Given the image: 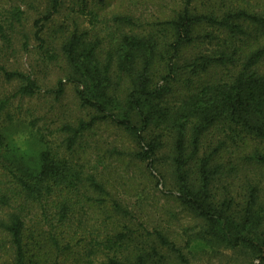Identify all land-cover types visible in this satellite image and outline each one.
Returning a JSON list of instances; mask_svg holds the SVG:
<instances>
[{
  "label": "trees",
  "instance_id": "trees-1",
  "mask_svg": "<svg viewBox=\"0 0 264 264\" xmlns=\"http://www.w3.org/2000/svg\"><path fill=\"white\" fill-rule=\"evenodd\" d=\"M172 2L145 16L131 1L105 10L107 0H45L34 45L24 12L0 9V83L15 84L0 90V264H188L167 231L143 227L142 210L128 208L133 187L168 179L159 190L196 221L188 247L240 249L247 264H264V188L239 179V201L226 163L234 147L264 167L261 148L249 149L264 143V0ZM33 52L42 66L62 64L52 87L42 89L33 66L10 63ZM68 85L87 118L51 129L25 119L23 99L57 100ZM16 121L30 146L6 141ZM104 124L124 143L91 139Z\"/></svg>",
  "mask_w": 264,
  "mask_h": 264
},
{
  "label": "rangeland",
  "instance_id": "rangeland-1",
  "mask_svg": "<svg viewBox=\"0 0 264 264\" xmlns=\"http://www.w3.org/2000/svg\"><path fill=\"white\" fill-rule=\"evenodd\" d=\"M129 1L132 3V10L135 11V14L140 12L145 16H151L152 14L160 13H169L170 7L173 6L172 0H107L108 5L105 7V10H122L128 6ZM2 6H0L1 13L5 14L4 10H7L11 7L18 6L23 12L22 23L24 24L25 34L29 38L30 45H34V40L32 38L33 28L32 20L37 16L38 11L41 12L45 8V0H2ZM135 6V7H134ZM36 12V15H35ZM67 7H64V11L61 15L58 16L59 22L63 23V19L67 21ZM58 24H55V29L58 28ZM88 23L85 21L84 25ZM16 39V38H15ZM53 39H49L51 42ZM22 41V40H21ZM19 61H11L10 63L19 68L32 67L35 76L37 77L39 84L42 85V89H47L53 86L54 76L62 72V64H55L42 66L36 61V55L34 52L30 54H19L17 55ZM15 60V58H14ZM31 62V63H30ZM15 85V84H14ZM13 85V86H14ZM13 86L9 83H0V90L11 91ZM23 111H25V119L30 120L32 118L38 119V124L42 129H51L52 125L60 124L61 122H75L78 118H87L90 111L82 108L73 93V88L71 85L66 87L65 93L57 100L53 99L50 94L40 92L29 99H23L22 101ZM46 113V114H45ZM29 114H32L31 117H28ZM26 121V120H25ZM12 124V125H11ZM7 125V130L5 133L6 141L10 145L27 147L31 141L30 130L26 126V122H13ZM118 129H115L109 125H99L90 134L91 139H95L102 135L104 139L103 143H113V145L120 144L119 142L123 141L124 138L119 133ZM100 138V137H99ZM103 147H106L103 145ZM27 145V146H26ZM257 145L264 152V143H251L249 149ZM119 147V146H118ZM233 154L230 153L227 155V167H232L237 170V180L235 182V192L237 194V199L239 201L243 200L244 191L242 188L245 187L244 183L241 184L239 179H248L250 183H256L259 187L264 188V167L256 166L247 158H242L239 156L237 148L230 147L228 149ZM245 167L242 169V167ZM134 171V165L130 164L128 171ZM137 172V171H136ZM135 172V173H136ZM124 178L127 179L125 173ZM139 179V178H138ZM165 188L162 186L155 187L153 184L148 186L149 188L141 189V187H133L131 194L128 195V208L131 212L134 211V208L131 206V203L139 207L143 216H139L140 223L143 224V227L151 229L155 227L167 231L172 236V239L176 242V246L181 250L183 255H185L188 260V264H247L251 260V256L243 250L240 249H229L213 245H207L199 241H193L190 247L186 245L187 238L193 237V233L188 232L192 226H195L196 221L193 219L192 215L184 212L182 208L177 205L173 200V197L167 196L165 192L168 189H171V182L168 179ZM129 183V181H128ZM242 187L239 189V187ZM159 189L167 190L164 193ZM244 190V189H243ZM264 193V191H262ZM262 193V194H263ZM235 194V195H236ZM261 200L263 201L262 197ZM138 228H140L138 226ZM183 264V263H179Z\"/></svg>",
  "mask_w": 264,
  "mask_h": 264
}]
</instances>
